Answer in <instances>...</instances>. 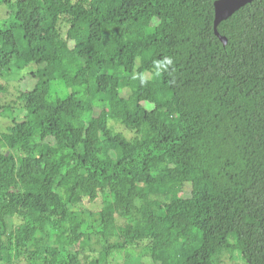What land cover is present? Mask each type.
<instances>
[{
    "label": "trees",
    "instance_id": "obj_1",
    "mask_svg": "<svg viewBox=\"0 0 264 264\" xmlns=\"http://www.w3.org/2000/svg\"><path fill=\"white\" fill-rule=\"evenodd\" d=\"M216 1L0 0V264H264V0Z\"/></svg>",
    "mask_w": 264,
    "mask_h": 264
},
{
    "label": "rangeland",
    "instance_id": "obj_2",
    "mask_svg": "<svg viewBox=\"0 0 264 264\" xmlns=\"http://www.w3.org/2000/svg\"><path fill=\"white\" fill-rule=\"evenodd\" d=\"M6 75L7 72L2 71L0 69V82L5 84L7 87V92L3 95V102L7 107L12 108L19 105L18 98L21 92L27 89L32 90L35 87L36 82L33 79H31L32 77L28 76L27 73H25V71H18V70L13 71L12 75L7 76L9 78H7ZM25 75L28 76L27 77L28 79H24L22 81L21 78ZM19 80L20 82H18ZM6 131H7L6 126L0 123V133L4 134ZM90 207H92V205ZM231 262H232L231 264H245V262L242 261L240 257L237 255L235 256V258L231 260Z\"/></svg>",
    "mask_w": 264,
    "mask_h": 264
},
{
    "label": "water",
    "instance_id": "obj_3",
    "mask_svg": "<svg viewBox=\"0 0 264 264\" xmlns=\"http://www.w3.org/2000/svg\"><path fill=\"white\" fill-rule=\"evenodd\" d=\"M254 1L255 0H218L215 2L214 32L225 46L227 45L228 40L226 37L220 35L218 31L219 24L229 19L240 9Z\"/></svg>",
    "mask_w": 264,
    "mask_h": 264
}]
</instances>
